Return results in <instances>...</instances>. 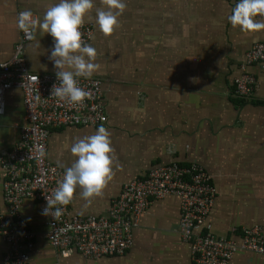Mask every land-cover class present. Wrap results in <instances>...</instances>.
<instances>
[{"label": "crops", "instance_id": "0c3cea01", "mask_svg": "<svg viewBox=\"0 0 264 264\" xmlns=\"http://www.w3.org/2000/svg\"><path fill=\"white\" fill-rule=\"evenodd\" d=\"M59 0H0V57L9 60L20 41L18 14L31 10L43 18ZM239 0H124L119 27L106 37L95 24L97 8L86 21L93 28L87 42L97 51L110 133L119 167L103 194L87 202L77 188L72 211L81 216L105 215L125 185L155 167L197 164L216 186L205 230L241 243L244 228L260 227L264 237V63L248 68L257 81L251 101L235 97V79L264 30L246 33L228 17ZM257 20L264 18L257 17ZM38 42L40 45L38 46ZM53 38L37 30L25 47L29 69L55 74L49 59ZM0 116V154L10 150L27 125L23 92L6 95ZM99 127L51 130L48 159L66 169L76 159L71 146ZM3 170L0 166V180ZM0 211L6 214L0 189ZM22 217L34 235L29 264H196L191 246L179 231L182 215L177 195L153 200L134 231L124 255L90 260L78 253L63 258L47 240V217L41 202L26 199ZM10 246L0 234V264ZM230 264H264V255L238 251Z\"/></svg>", "mask_w": 264, "mask_h": 264}, {"label": "built area", "instance_id": "2783aa9c", "mask_svg": "<svg viewBox=\"0 0 264 264\" xmlns=\"http://www.w3.org/2000/svg\"><path fill=\"white\" fill-rule=\"evenodd\" d=\"M81 32L82 40L87 43L93 28L85 23ZM30 42L22 32L13 56L9 60L0 57V116L6 111L8 90L17 87L23 92L27 121V125L20 127L16 144L0 154L3 170L0 189L6 205V214L0 211V234L10 246L2 264H29L28 250L34 246V235L22 217L21 206L26 199L39 201L43 212L47 197L53 196L65 174L64 169L48 159L51 130L72 126L101 127L108 122L102 80L77 78L79 86L91 93L82 105L59 101L51 96L53 85L59 83L56 75L36 74L27 65L25 47ZM263 63L264 42H259L246 54L240 75L235 79L236 98L244 101L254 98L257 81L247 67ZM37 96H40L38 102ZM171 194L181 199L179 231L183 241L190 244L196 264H230L241 250L264 255L260 227L244 228L240 244L204 229L213 207L216 186L197 164L187 167L173 163L153 168L125 185L105 215L75 214L71 208L73 201L67 206H54L50 213L60 207L62 215L59 218L44 215L47 217V240L63 258L74 253L90 260L124 256L132 248L134 231L152 201Z\"/></svg>", "mask_w": 264, "mask_h": 264}, {"label": "clouds", "instance_id": "9594fccd", "mask_svg": "<svg viewBox=\"0 0 264 264\" xmlns=\"http://www.w3.org/2000/svg\"><path fill=\"white\" fill-rule=\"evenodd\" d=\"M101 3L105 7L96 9L95 24L104 36L111 37L119 27L118 18L127 5L124 0H101ZM93 9V0H59L57 4L46 9L42 19L34 17L31 10L18 14L17 26L27 40H35L37 30L53 38L54 46L49 59L54 64L59 83L53 85L51 96L59 101L82 105L86 98L91 97L89 91L79 86L77 78H91L101 67L95 62L96 49L82 40L81 29L91 18ZM257 17L264 18V0H239L228 19L234 28L239 27L241 31L252 34L264 30V20H257ZM35 99L38 102L40 96ZM111 145L110 133L103 126L95 134L75 140L71 152L76 159L70 167H66L63 179L54 190L53 196L47 197V207L43 210V215L59 218L62 209L56 207L51 213L50 209L56 205L70 204L77 188L89 203L91 198L103 194L115 175L114 167H119ZM40 156H44L43 151Z\"/></svg>", "mask_w": 264, "mask_h": 264}, {"label": "bare ground", "instance_id": "6f19581e", "mask_svg": "<svg viewBox=\"0 0 264 264\" xmlns=\"http://www.w3.org/2000/svg\"><path fill=\"white\" fill-rule=\"evenodd\" d=\"M239 99V98H238ZM242 101H244V100H242ZM248 101H251V100H248Z\"/></svg>", "mask_w": 264, "mask_h": 264}]
</instances>
